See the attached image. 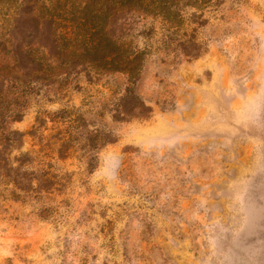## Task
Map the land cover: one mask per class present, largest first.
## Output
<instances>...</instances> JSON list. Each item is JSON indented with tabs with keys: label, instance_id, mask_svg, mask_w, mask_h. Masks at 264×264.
Masks as SVG:
<instances>
[{
	"label": "rangeland",
	"instance_id": "374dc122",
	"mask_svg": "<svg viewBox=\"0 0 264 264\" xmlns=\"http://www.w3.org/2000/svg\"><path fill=\"white\" fill-rule=\"evenodd\" d=\"M81 1L0 0V118L69 139L59 192L1 203L0 264H264V0L208 9L194 60L159 19L119 14L106 34L148 50L134 88L151 112L126 121L128 77L70 61Z\"/></svg>",
	"mask_w": 264,
	"mask_h": 264
},
{
	"label": "trees",
	"instance_id": "16d2710c",
	"mask_svg": "<svg viewBox=\"0 0 264 264\" xmlns=\"http://www.w3.org/2000/svg\"><path fill=\"white\" fill-rule=\"evenodd\" d=\"M222 1L224 0H83L79 7L80 14L83 15L82 34L76 39L67 34L72 50L79 48L85 56H70V61L94 67L100 72L126 75L131 85L119 100L113 119L126 121L133 117H146L151 110L137 95L134 86L141 75L148 50L116 36L114 32L106 34V29L117 23L119 14L128 17L127 15L138 13L159 19L162 23L163 45L167 49L175 48L186 59L194 60L208 50L207 44L198 37L199 30L208 23L206 12L208 9L217 10ZM103 3H106L107 8ZM15 62L19 66L28 62L38 72L47 65L42 56H15ZM20 121L22 118H0V206L7 199L23 202L29 198L59 192L63 187L64 179L59 174L55 161L66 157L67 152H63L61 148L66 146L69 150V139L63 138L59 146L46 144V137L39 129L34 128L29 133L14 130L12 124ZM94 134L102 137L98 135V131ZM26 137L37 140L39 148L24 150ZM86 140L90 142L92 138ZM96 141H102V145L114 142L111 134L106 139Z\"/></svg>",
	"mask_w": 264,
	"mask_h": 264
}]
</instances>
